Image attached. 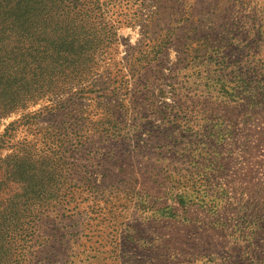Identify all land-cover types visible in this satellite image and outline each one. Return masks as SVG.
Returning a JSON list of instances; mask_svg holds the SVG:
<instances>
[{
    "label": "rangeland",
    "instance_id": "rangeland-1",
    "mask_svg": "<svg viewBox=\"0 0 264 264\" xmlns=\"http://www.w3.org/2000/svg\"><path fill=\"white\" fill-rule=\"evenodd\" d=\"M210 1L77 5L94 76L15 111L0 34V264H264V0L228 36Z\"/></svg>",
    "mask_w": 264,
    "mask_h": 264
},
{
    "label": "trees",
    "instance_id": "trees-1",
    "mask_svg": "<svg viewBox=\"0 0 264 264\" xmlns=\"http://www.w3.org/2000/svg\"><path fill=\"white\" fill-rule=\"evenodd\" d=\"M14 2L11 15L0 18V34L6 33L10 44L5 63H1V68L3 71L10 68L11 81L17 91L15 99L8 104L10 110L13 111L20 108L27 109L29 106L35 105L38 97L64 94L65 91L70 90L71 85H82L91 79L96 67L94 59L102 51L100 47L89 45L91 42L89 36L81 35L75 31V28L82 24L81 21L75 19L76 6L92 5L91 0H59L63 9L56 16L48 12L43 20L47 24L51 23L49 19L54 20V26L47 38H43L44 32L29 33L23 30L25 24H34L30 20L32 19L31 11L26 6L33 4H24L23 2L21 5L18 0H14ZM209 3V5H213V14L217 15L216 17L228 20L225 24L226 27L223 28L225 35L252 34L254 26L248 27V21L240 15L246 8V4L242 0H211ZM21 7L26 9L23 14H19L17 11ZM196 11V9H192L193 13ZM68 15L72 16L71 21L65 25ZM231 16L234 18H230ZM200 32L198 31L199 35H201ZM256 34L258 33L256 32ZM135 57L131 59L130 63L137 61L138 57ZM224 62L225 56L221 57L218 63L224 64ZM132 74L139 75V72L132 70ZM240 80L241 83L246 82L241 77ZM137 85L140 86L139 83ZM18 90L22 94L18 95ZM258 94L264 95L263 92ZM250 97L252 96L250 95ZM150 106L153 108V103ZM17 197L19 196H14L13 199ZM22 198L27 199V194H21V202L24 203ZM10 204H14L13 201Z\"/></svg>",
    "mask_w": 264,
    "mask_h": 264
}]
</instances>
